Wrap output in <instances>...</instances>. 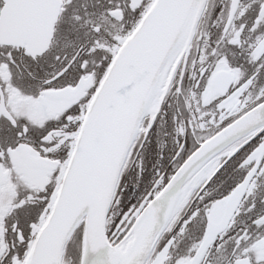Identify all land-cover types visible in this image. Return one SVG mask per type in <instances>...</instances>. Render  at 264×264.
I'll return each mask as SVG.
<instances>
[{"label":"snow or ice","instance_id":"6c2138e0","mask_svg":"<svg viewBox=\"0 0 264 264\" xmlns=\"http://www.w3.org/2000/svg\"><path fill=\"white\" fill-rule=\"evenodd\" d=\"M0 264H264V0H0Z\"/></svg>","mask_w":264,"mask_h":264}]
</instances>
